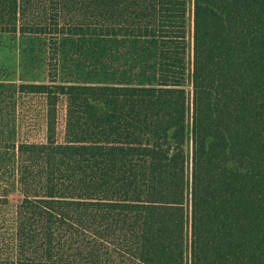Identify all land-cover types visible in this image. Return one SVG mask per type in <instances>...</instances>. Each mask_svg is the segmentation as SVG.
Returning <instances> with one entry per match:
<instances>
[{"label":"trees","instance_id":"trees-1","mask_svg":"<svg viewBox=\"0 0 264 264\" xmlns=\"http://www.w3.org/2000/svg\"><path fill=\"white\" fill-rule=\"evenodd\" d=\"M0 34L50 50L0 81L44 102L0 264H264V0H0ZM63 36L154 40V81L61 82Z\"/></svg>","mask_w":264,"mask_h":264},{"label":"rangeland","instance_id":"rangeland-1","mask_svg":"<svg viewBox=\"0 0 264 264\" xmlns=\"http://www.w3.org/2000/svg\"><path fill=\"white\" fill-rule=\"evenodd\" d=\"M49 38L0 34V81L47 82ZM156 42L151 39L63 36L59 80L65 83H149L154 81ZM44 102L39 96L0 93V259L14 253L15 210L23 196L17 183L13 143L43 134Z\"/></svg>","mask_w":264,"mask_h":264}]
</instances>
